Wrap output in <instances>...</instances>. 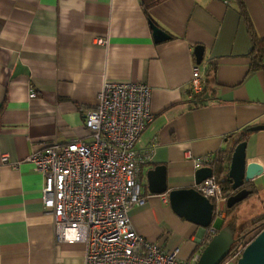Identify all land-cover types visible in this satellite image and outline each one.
I'll use <instances>...</instances> for the list:
<instances>
[{
    "label": "crops",
    "instance_id": "obj_1",
    "mask_svg": "<svg viewBox=\"0 0 264 264\" xmlns=\"http://www.w3.org/2000/svg\"><path fill=\"white\" fill-rule=\"evenodd\" d=\"M245 3L264 38V0ZM153 22L170 37L157 41ZM197 45L205 47L203 73L215 68L202 104L190 87ZM252 46L237 0H164L148 12L144 0H0V264H86L83 242L56 240L44 177L26 158L54 141L90 138L84 115L105 81L153 89L154 118L136 144L149 163L141 167L147 199L131 210L134 227L182 260L202 252L209 227L178 216L168 193H151L146 173L165 165L168 190L195 187L196 159L212 153L214 175L224 178L246 128L247 158L264 166V65L251 70ZM248 184L251 193L237 205L252 221L264 214V172ZM214 203L216 229L217 220L235 233L251 222L239 226L237 205L229 212L227 200Z\"/></svg>",
    "mask_w": 264,
    "mask_h": 264
},
{
    "label": "built area",
    "instance_id": "obj_2",
    "mask_svg": "<svg viewBox=\"0 0 264 264\" xmlns=\"http://www.w3.org/2000/svg\"><path fill=\"white\" fill-rule=\"evenodd\" d=\"M98 42L107 40L99 38ZM190 87L192 95L205 87V74L198 63L193 64ZM152 93L144 82L105 81L97 104L84 115L90 138L54 141L26 158L44 177L43 204L53 216L56 240L83 242L86 264H197L200 257L201 252L182 260L177 249L150 241L133 225L132 208L147 199L140 173L149 157L136 144L154 118ZM36 94L32 90L29 97ZM227 158L226 153L221 155V160ZM1 160L6 163L8 155ZM216 162L212 153L196 159L198 168ZM195 188L213 202L228 197L214 174ZM163 199L168 201L166 195ZM263 228L257 227L251 236ZM215 233L217 229L210 226L208 240Z\"/></svg>",
    "mask_w": 264,
    "mask_h": 264
},
{
    "label": "water",
    "instance_id": "obj_3",
    "mask_svg": "<svg viewBox=\"0 0 264 264\" xmlns=\"http://www.w3.org/2000/svg\"><path fill=\"white\" fill-rule=\"evenodd\" d=\"M152 28L157 41L170 37L155 23H152ZM194 53L197 63L200 64L204 58L205 47L195 46ZM246 144V141L237 143L231 153L228 176L234 191L227 199V206L230 208L249 196L251 190L245 186L264 172V166L258 159L247 158ZM214 172V166L198 168L196 184L213 176ZM146 175L149 191L153 194L168 193L171 207L178 216L205 229L212 225L215 217V203L210 198L195 187L168 190L165 165H157L149 169ZM235 241L234 229L230 225L223 226L205 245L197 264H222L229 256ZM237 264H264V228L245 246L238 257Z\"/></svg>",
    "mask_w": 264,
    "mask_h": 264
},
{
    "label": "trees",
    "instance_id": "obj_4",
    "mask_svg": "<svg viewBox=\"0 0 264 264\" xmlns=\"http://www.w3.org/2000/svg\"><path fill=\"white\" fill-rule=\"evenodd\" d=\"M164 0H144L145 3V8L146 11L148 12V10L162 2ZM238 3V9L239 12L241 14V16L244 18L247 27H248V32L250 34L251 40H252V50H251V55H252V65H251V70H257L263 67L264 65V38L260 37L255 25L251 19L250 13L248 11L247 5L245 3V0H237ZM154 23V22H153ZM215 73V68L210 67L206 73H205V89L207 86H209V84H212L214 82V78H212V76H214ZM213 79V80H212ZM205 89H203L202 92L194 94L193 97V101L196 102V104H202L205 102L206 98H205ZM251 129L250 128H246L243 130V132L241 133L240 139L238 141H246L247 138L249 137V135L251 134ZM227 168V167H226ZM225 168V169H226ZM224 169V170H225ZM223 170V171H224ZM227 170V169H226ZM221 171V172H223ZM221 174V173H220ZM219 173L216 174V177H218L220 183L223 186V190L225 193H227L228 195H230V191H234L233 187H232V181L229 178V176L226 174V176L224 178H222ZM250 185V184H247ZM236 206V205H235ZM231 207L228 208L227 210L229 212H231V210L235 207ZM226 222L221 223L218 228H217V232L225 225ZM264 225V214L257 216L256 218H254L249 224L245 225L241 230H239L237 233H235L236 235V241L235 243L232 245L231 247V251L229 256L227 257V259L222 263L225 264L226 262H228L230 259L237 257L239 255V252L243 251V249L245 248V246L257 235L251 236L249 237V235H251V233L259 226H263ZM249 238V239H248ZM208 243V240L206 241L205 245ZM205 247V246H204Z\"/></svg>",
    "mask_w": 264,
    "mask_h": 264
},
{
    "label": "rangeland",
    "instance_id": "obj_5",
    "mask_svg": "<svg viewBox=\"0 0 264 264\" xmlns=\"http://www.w3.org/2000/svg\"><path fill=\"white\" fill-rule=\"evenodd\" d=\"M241 204H242V202H241ZM241 204L240 205H237L236 206V209H235L236 211H240V213H241V220L238 223L239 226L241 224H243L244 222H245V224L248 223L249 221H251V218H252L251 217V214L252 213L251 212L250 213H247L245 206H242L243 204L242 205ZM221 223H222L221 220H217L216 221V224L217 225H220ZM249 237H251V235H249ZM237 261H238V257H234V258L230 259L228 262H226L225 264H237Z\"/></svg>",
    "mask_w": 264,
    "mask_h": 264
}]
</instances>
